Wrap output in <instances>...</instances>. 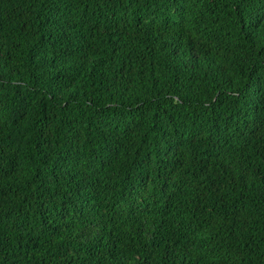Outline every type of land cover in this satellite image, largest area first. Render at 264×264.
Listing matches in <instances>:
<instances>
[{
    "label": "trees",
    "instance_id": "16d2710c",
    "mask_svg": "<svg viewBox=\"0 0 264 264\" xmlns=\"http://www.w3.org/2000/svg\"><path fill=\"white\" fill-rule=\"evenodd\" d=\"M0 264H264V0H0Z\"/></svg>",
    "mask_w": 264,
    "mask_h": 264
}]
</instances>
